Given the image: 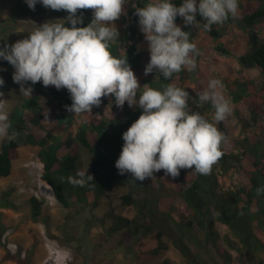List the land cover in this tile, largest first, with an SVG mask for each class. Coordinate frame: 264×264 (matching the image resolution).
<instances>
[{
	"label": "trees",
	"instance_id": "obj_1",
	"mask_svg": "<svg viewBox=\"0 0 264 264\" xmlns=\"http://www.w3.org/2000/svg\"><path fill=\"white\" fill-rule=\"evenodd\" d=\"M239 2L238 17L235 18L239 19L238 23L254 24L264 18V0ZM43 8L37 3L34 11ZM123 13L135 16V8L126 0ZM196 19L204 23L199 14ZM233 21L230 17L222 25H213L214 31L208 34L204 47H214L230 55L233 46L220 32L228 35L225 31L231 28ZM88 24L83 21L77 27ZM65 26L71 27V24L65 23ZM197 49L199 55L196 60L203 48L197 46ZM110 51L118 57L116 47L111 45ZM125 56L141 88L146 85L162 90L170 83L182 88L185 83L188 85L186 89L198 92L197 95L204 90L198 83L189 82L190 79H197L198 68L192 72L184 69L170 80L162 76L154 80L143 76V54L135 46L121 57ZM241 63L259 69L264 78V45L243 58ZM37 84L43 86L42 82ZM45 88L70 95L67 89ZM227 90V97L237 103L243 102L246 97L254 99L252 120L255 124L251 131L244 130L237 139L229 136L227 118L217 125L227 137V143L222 145L224 155L209 175L181 169L179 177L173 179L160 170L155 172L157 177L139 181L130 173L119 174L115 162L124 144L122 134L143 110L136 105L129 107L127 102L122 108L117 107L114 97L109 96L103 97L100 106H94L92 111L115 107L119 112L117 118H92L80 124L67 110L66 106L72 104L71 98L67 103L51 102L54 115L43 137L36 133L24 138L20 136L25 116L17 109L12 115L10 131L17 133L18 138H7L2 145L0 180L12 174L14 161L19 157L20 140H24L27 145L39 147V159L44 166L42 179L52 188L58 203L70 211H75L77 207L97 210L104 205V200L114 188L123 183L131 187L129 193L120 196V204L109 203L111 209L99 220L108 236L120 238L121 248L136 263L154 259L173 246L189 264H264V195L256 194V189L264 186V81L228 82ZM38 97L28 99L29 108L39 105L41 98ZM203 105L201 114L215 123L214 109L210 104ZM86 154L92 158V166L85 160ZM79 171L92 175L93 181H86L83 186L69 183L68 177L77 176ZM11 193L5 194L1 207H13L8 201ZM31 204L33 217L37 220L43 203L34 197ZM221 227L229 232L223 235ZM30 260L31 257L16 261L29 264ZM163 264L172 262L167 259Z\"/></svg>",
	"mask_w": 264,
	"mask_h": 264
},
{
	"label": "clouds",
	"instance_id": "obj_2",
	"mask_svg": "<svg viewBox=\"0 0 264 264\" xmlns=\"http://www.w3.org/2000/svg\"><path fill=\"white\" fill-rule=\"evenodd\" d=\"M31 10L37 3L55 11H66L63 23H44L36 26L27 38L0 48V59L13 68V82L20 85L23 96H31L32 87L43 86L67 89L72 100L66 106L75 114L91 113L99 107L103 97H114L117 107L125 102L142 109V114L122 134L124 144L115 167L119 174L130 173L135 180L144 181L155 172L164 170L166 176L179 177L181 169H192L200 175H209L213 166L223 157L222 145L227 137L217 125L231 114L230 101L219 91V79L208 82L198 94L201 105L210 104L214 109L210 122L199 111L189 106V93L173 84L162 90L140 87L127 57H116L110 51L111 42L119 33L113 22L123 13L125 0H25ZM92 10L93 19L86 27L78 15L80 10ZM238 0H183L175 6L171 0H154L143 7H136L139 26L148 42L150 60L144 74L157 72L165 80L187 69L195 71L199 55L196 44L190 42V32L175 23L179 16L185 26H195L210 32L213 25H222L229 18H237ZM204 23L197 21L196 16ZM70 23L71 27L65 26ZM5 81L0 77V87ZM143 89L142 91H139ZM139 97L137 99V94ZM0 92V97H3ZM8 103L0 99V135L11 127ZM13 137H9L12 139ZM93 181V176L79 171L68 177L73 185L83 186ZM264 195V186L256 189Z\"/></svg>",
	"mask_w": 264,
	"mask_h": 264
},
{
	"label": "rangeland",
	"instance_id": "obj_3",
	"mask_svg": "<svg viewBox=\"0 0 264 264\" xmlns=\"http://www.w3.org/2000/svg\"><path fill=\"white\" fill-rule=\"evenodd\" d=\"M133 7H143L154 0H126ZM179 7L183 0H171ZM199 0H197V3ZM245 2V1H244ZM239 5L241 4L238 0ZM25 0H0V48L11 45L18 40L27 38L29 33L44 23H63L68 13L47 8L41 10H28ZM135 14V13H134ZM83 21L91 23L92 10H80ZM138 16L122 13L119 19L113 22L119 33L118 40L111 42L116 47V55H126L132 46H135L143 54L142 74L146 78L159 80L157 72L144 74L146 65L150 60V52L145 34L141 31ZM239 19H234L231 28L223 35L232 44V53L226 55L216 48H205V42L210 32L197 29L195 26L187 29L181 17H177L175 23L190 32V38L198 47H202L200 58L197 59L199 74L197 79H190V83H198L203 89L207 88L212 79H219L223 88L219 89L226 99L230 101L231 114L227 117L228 133L231 138L242 136L244 130L251 131L255 122L252 120V109L255 107L254 99L247 98L237 103L227 97L228 82L239 84L241 82L258 83L264 81L259 69L241 63L243 58L256 52L264 45V18L254 24H249ZM189 30V31H188ZM14 68L3 59H0V77L5 81L0 87L3 97L7 100L9 111V123L12 115L19 109L25 118L20 136L24 138L28 134L36 133L45 136L48 123L53 119L52 103L58 104L69 100L70 95L58 94L50 91L42 85L31 82L25 87H32L31 96H23L20 85L13 82ZM183 89L189 93V106L192 111L201 113L203 106L198 101V95L191 92L187 84L183 83ZM200 93V91H199ZM41 98L39 105L28 107V99ZM70 105V104H69ZM77 124L90 121L92 118L110 119L117 118L119 112L114 108L95 109L91 113L75 114ZM76 126L73 127L74 135ZM9 137L18 138V134L7 129L5 135H0V150L3 143ZM19 157L14 161L12 174L0 180V204L4 201L6 193L12 192L9 200L13 207L0 206V264H19V258L31 257L29 264H163L169 259L172 264H189L186 259L171 246L164 254L150 260H141L136 263L120 246V238L108 236L104 230L101 219L111 208L110 204H120V196L130 192L131 187L120 184L110 191L104 205L97 209H83L77 207L70 211L60 205L52 188L43 181L44 166L39 159V147L27 145L20 140ZM88 165L93 164L92 158L86 154ZM89 169V168H87ZM157 177V174H153ZM37 198L43 203L41 215L37 220L33 217L32 198ZM121 212V211H120ZM110 222V221H109ZM223 235L229 230L221 227ZM9 259H5L7 257Z\"/></svg>",
	"mask_w": 264,
	"mask_h": 264
}]
</instances>
